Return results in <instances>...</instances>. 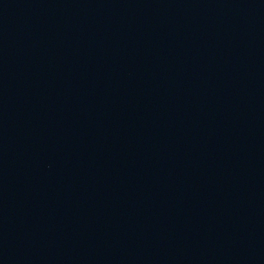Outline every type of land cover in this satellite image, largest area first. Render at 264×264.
<instances>
[{"label": "water", "instance_id": "1", "mask_svg": "<svg viewBox=\"0 0 264 264\" xmlns=\"http://www.w3.org/2000/svg\"><path fill=\"white\" fill-rule=\"evenodd\" d=\"M0 264H264V0H0Z\"/></svg>", "mask_w": 264, "mask_h": 264}]
</instances>
